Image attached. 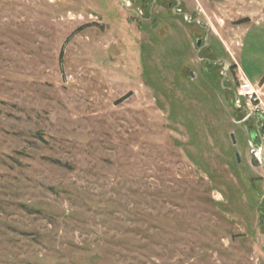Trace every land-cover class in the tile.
Listing matches in <instances>:
<instances>
[{
	"label": "rangeland",
	"instance_id": "rangeland-1",
	"mask_svg": "<svg viewBox=\"0 0 264 264\" xmlns=\"http://www.w3.org/2000/svg\"><path fill=\"white\" fill-rule=\"evenodd\" d=\"M177 2L0 0V264H264V0Z\"/></svg>",
	"mask_w": 264,
	"mask_h": 264
},
{
	"label": "built area",
	"instance_id": "built-area-1",
	"mask_svg": "<svg viewBox=\"0 0 264 264\" xmlns=\"http://www.w3.org/2000/svg\"><path fill=\"white\" fill-rule=\"evenodd\" d=\"M234 105L237 108L244 109L253 118H257V129L260 138L264 141V104L262 101V93L248 79H242L237 83L236 97H234ZM264 145L261 142V148L256 153L258 161L261 159Z\"/></svg>",
	"mask_w": 264,
	"mask_h": 264
},
{
	"label": "crops",
	"instance_id": "crops-1",
	"mask_svg": "<svg viewBox=\"0 0 264 264\" xmlns=\"http://www.w3.org/2000/svg\"><path fill=\"white\" fill-rule=\"evenodd\" d=\"M235 60V70H236V82L238 83L240 80L242 79H248L249 81H251L253 83V81L249 78V76H247V74L241 69L240 65L238 64V61L236 60V58L234 59ZM256 85L257 88H259L260 92L262 93V101H263V104H264V79L262 80L260 86L257 85V82L256 83H253ZM257 118H256V125H257ZM257 127V126H256ZM255 134L257 136L258 133V129L256 128V131H255Z\"/></svg>",
	"mask_w": 264,
	"mask_h": 264
},
{
	"label": "water",
	"instance_id": "water-1",
	"mask_svg": "<svg viewBox=\"0 0 264 264\" xmlns=\"http://www.w3.org/2000/svg\"><path fill=\"white\" fill-rule=\"evenodd\" d=\"M180 4V2H178V5ZM176 8L174 7L173 8V11H175ZM140 14V13H139ZM185 16L187 18H189V16L187 14H185ZM209 30V29H208ZM201 42H202V39H199L198 42H197V46H200L201 45ZM208 43V40L205 41L204 45H207ZM202 49V47H199L198 49V53L199 51ZM197 53V55H198ZM220 62H223L227 65V69H226V72L223 73V78L225 79L226 78V75H227V72L230 70V68L232 67V63L226 59H219ZM233 90V93H234V97H236V90L232 89ZM261 139V138H260ZM262 141V144L264 145V141L261 139ZM264 148V147H263ZM259 163H261L263 166H264V151L262 152V155H261V159L259 160Z\"/></svg>",
	"mask_w": 264,
	"mask_h": 264
},
{
	"label": "flooded vegetation",
	"instance_id": "flooded-vegetation-1",
	"mask_svg": "<svg viewBox=\"0 0 264 264\" xmlns=\"http://www.w3.org/2000/svg\"><path fill=\"white\" fill-rule=\"evenodd\" d=\"M168 1V6H173V1L174 0H167ZM176 1V5L178 4V2H177V0H175ZM150 17H151V15H150ZM150 17H147L148 19L150 18ZM196 21V24L198 25V27L200 28V29H202L203 31H208L209 32V30L207 29V27H205V26H203L202 25V23L199 21V20H195ZM190 22V21H189ZM192 22V21H191ZM199 39H201L200 37H197L196 38V43L198 42V40ZM206 59H208L209 61H216V58H212V57H209V58H206ZM213 64L214 65H216V64H218L217 62H213ZM259 135V134H258Z\"/></svg>",
	"mask_w": 264,
	"mask_h": 264
},
{
	"label": "trees",
	"instance_id": "trees-1",
	"mask_svg": "<svg viewBox=\"0 0 264 264\" xmlns=\"http://www.w3.org/2000/svg\"><path fill=\"white\" fill-rule=\"evenodd\" d=\"M257 137H259V140L258 141L260 142V134L259 135L257 134Z\"/></svg>",
	"mask_w": 264,
	"mask_h": 264
}]
</instances>
